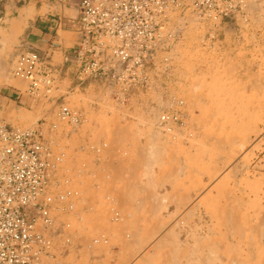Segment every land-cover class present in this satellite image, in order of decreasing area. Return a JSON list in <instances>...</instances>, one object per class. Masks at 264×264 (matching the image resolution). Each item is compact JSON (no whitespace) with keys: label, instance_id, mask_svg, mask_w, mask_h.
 Listing matches in <instances>:
<instances>
[{"label":"rangeland","instance_id":"obj_1","mask_svg":"<svg viewBox=\"0 0 264 264\" xmlns=\"http://www.w3.org/2000/svg\"><path fill=\"white\" fill-rule=\"evenodd\" d=\"M77 2L65 0L59 20L67 41L75 35L66 32H77ZM178 2L185 8L173 15L177 38L155 58L151 84L131 91L124 104L117 88L100 81L75 89L64 64L73 48L55 37L49 45L60 61L38 54L56 73V101L30 97L27 83L13 77L21 52L0 54V96L8 101L0 104V123L18 129L44 123L46 142L66 154L58 175L79 191L75 212L56 221L58 228L70 225L69 264H264V0ZM169 97L185 103L186 140L156 128ZM62 104L81 112L75 130L58 120ZM112 162L111 180L133 186L124 202L87 189L107 178ZM173 203L182 208L173 212ZM135 210L149 216L136 220ZM93 238L107 243L87 250Z\"/></svg>","mask_w":264,"mask_h":264},{"label":"built area","instance_id":"obj_2","mask_svg":"<svg viewBox=\"0 0 264 264\" xmlns=\"http://www.w3.org/2000/svg\"><path fill=\"white\" fill-rule=\"evenodd\" d=\"M180 7L178 0H78L77 40L64 58L66 70L74 72L75 89L100 81L117 88L116 98L124 104L131 91L148 87L155 58L177 38L173 15ZM47 59L21 52L12 75L27 83L30 97L52 102L56 73ZM58 120L75 130L82 114L62 104ZM44 126L18 129L0 123V264H69L70 225L58 228L56 221L75 212L80 195L70 189L71 178L58 175L66 154L51 149ZM156 128L173 141L186 140L184 101L169 97ZM102 243L107 240L93 238L85 247Z\"/></svg>","mask_w":264,"mask_h":264},{"label":"crops","instance_id":"obj_3","mask_svg":"<svg viewBox=\"0 0 264 264\" xmlns=\"http://www.w3.org/2000/svg\"><path fill=\"white\" fill-rule=\"evenodd\" d=\"M0 3H2L3 7L0 12L2 13L0 17V54L14 56L16 53L31 51L43 55V53L47 52L48 55L53 54V59L57 57L60 61V53L54 52L49 45L52 42V38L55 37L63 47L73 48L76 44V31L66 32L70 35H75L73 41H67L63 36H60L62 31L60 30L59 20L64 17L65 0H23L22 3L19 0H0ZM7 103V99L0 96V104L5 106ZM27 105H32V103L27 102ZM116 165V162H112L108 167L109 170H106L108 175L105 180H99L100 182L91 180L87 187L88 192L94 194L102 189L117 195L118 198L116 197V199L120 202L126 201L125 199L129 197L128 195L132 192L133 186L128 183L123 185V182L111 180ZM102 174H104V171L100 170L99 175ZM99 175L97 174V176ZM95 202L94 196L88 198L86 203L87 211L93 210ZM151 205L154 207L153 203ZM170 208H173V212H175L182 206L181 204L173 203ZM134 213L132 217L136 220L149 216V210L148 212L147 210L146 212L135 210ZM126 218H130L129 215ZM136 224L135 232L140 231L138 233H143V228L138 223Z\"/></svg>","mask_w":264,"mask_h":264},{"label":"bare ground","instance_id":"obj_4","mask_svg":"<svg viewBox=\"0 0 264 264\" xmlns=\"http://www.w3.org/2000/svg\"><path fill=\"white\" fill-rule=\"evenodd\" d=\"M244 1V0H243ZM151 148V147H150ZM148 150V149H147ZM152 150H153V148H152ZM151 151V150H150ZM157 151V150H156ZM143 188V187H142ZM153 199H154V197H153ZM151 201H152V199H151ZM155 203H157V200H153ZM151 203V202H150ZM159 204H161V201H160V203H157L156 205H159ZM155 205V206H156ZM162 205V204H161ZM154 206V207H155ZM162 207H163V205H162ZM165 209H166V207H165ZM157 211H158V209H156ZM160 210H161V208H160ZM158 213V212H157ZM159 214V213H158ZM169 221V220H168ZM163 226V225H162ZM260 227V226H259ZM264 228V227H263ZM171 232V231H170ZM166 235H167V233H166ZM161 236H163V235H161ZM168 236V235H167ZM262 236V235H261ZM165 237V236H164ZM164 237H163V239H164ZM159 239H160V237H159ZM168 239V238H167ZM172 239V238H171ZM165 240H166V238H165ZM169 240V239H168ZM174 240V239H173ZM138 241V240H137ZM161 241V240H160ZM176 242V241H175ZM167 246H168V244H167Z\"/></svg>","mask_w":264,"mask_h":264}]
</instances>
